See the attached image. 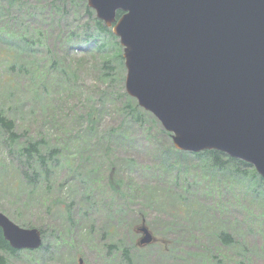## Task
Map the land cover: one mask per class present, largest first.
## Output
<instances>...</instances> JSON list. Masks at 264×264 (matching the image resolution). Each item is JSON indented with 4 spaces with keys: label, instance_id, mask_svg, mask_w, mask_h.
<instances>
[{
    "label": "rangeland",
    "instance_id": "rangeland-1",
    "mask_svg": "<svg viewBox=\"0 0 264 264\" xmlns=\"http://www.w3.org/2000/svg\"><path fill=\"white\" fill-rule=\"evenodd\" d=\"M2 1L11 10L7 12L8 5L0 2V13L6 14L0 17H17L19 31L34 29L52 41L56 24L37 21L52 10L51 0ZM77 5L71 10V25L68 21L71 30L86 17L82 0ZM16 43L12 57L26 66L21 74L2 59L7 55L0 38V109L15 120L19 143L42 138L59 151L54 171L33 188L19 174L21 165L9 152L0 127V210L19 225L36 226L46 235L44 245L32 251L1 250L8 264H79L78 259L82 264H125L120 252L109 251L111 243L130 247L133 264H264V217L259 206H251L242 195V183L225 188L221 196L212 193L210 184L198 186V193H189L180 207L168 194L151 199L154 185L183 196L186 192L163 182L159 150L172 139L160 121L148 111L141 124L126 118L125 67L121 68L122 85L111 83L101 78L100 64L89 54L69 50L63 61L66 75L43 77L41 62L18 53L22 44ZM75 66L77 80L72 75ZM40 72L43 83L38 81ZM67 75L72 80L64 81ZM89 113L94 116L93 125ZM111 168L125 184H139L141 190L126 188V196L117 195L110 203L98 184L105 186ZM162 202L165 210H161ZM143 224L156 240L139 245L137 228ZM170 224L174 229L164 230ZM221 228L237 235V243H223L217 235Z\"/></svg>",
    "mask_w": 264,
    "mask_h": 264
},
{
    "label": "water",
    "instance_id": "water-1",
    "mask_svg": "<svg viewBox=\"0 0 264 264\" xmlns=\"http://www.w3.org/2000/svg\"><path fill=\"white\" fill-rule=\"evenodd\" d=\"M87 5L123 47L126 93L170 132L176 149H215L264 178V0ZM0 228L16 249L42 245L37 227L19 226L1 210ZM137 229L139 245L154 240L146 225Z\"/></svg>",
    "mask_w": 264,
    "mask_h": 264
},
{
    "label": "trees",
    "instance_id": "trees-1",
    "mask_svg": "<svg viewBox=\"0 0 264 264\" xmlns=\"http://www.w3.org/2000/svg\"><path fill=\"white\" fill-rule=\"evenodd\" d=\"M0 2L1 5L7 4L8 8L6 11L10 12L11 5L2 0ZM82 2L86 17L73 30L70 27L72 19L71 10H75L78 7L77 0L75 3L74 0H51L49 2L52 10L45 12L41 17L37 18V21L42 20L45 22V25L56 24L57 32L52 41H48L46 36L41 37L43 34L40 31L37 32V35L34 29L25 32L19 31L15 23L17 22V17H0V38L4 44L1 50H6L4 53L7 55L6 57H2V59L8 61V68L10 70L15 69L16 74H21L26 69L23 63H18V60L12 57L15 54L12 53L14 51V45H17L16 41L18 40L22 44V50H17V52L27 54L28 57L35 59L34 62H41L43 77L48 74L66 75L63 61L67 57L69 50H72V52L77 50L84 54H89L100 64L99 69L102 79L105 77L111 83L117 82L120 84L123 79L121 76V68L124 65L118 39L112 33L111 28L105 26L95 16L93 9L87 6L86 0H82ZM120 14L121 12L118 13V16ZM2 15L6 14L0 13V16ZM69 19L70 25L68 24ZM39 46L41 49H39ZM60 50L61 54L58 55ZM36 53L44 55H36ZM60 55L63 56L59 57ZM70 61L77 65L75 59L70 57ZM78 71L75 66V72L72 75L76 80L79 77ZM41 72L39 73L38 81L43 83L44 79L41 77ZM63 79L64 81L72 80L71 75H67V79ZM31 81L34 82L33 77ZM124 95L129 98L124 105L126 118L132 122L141 124L143 113L146 111L139 107L133 98L129 97L126 93ZM87 117L93 125L95 123L93 114L89 113ZM0 127L3 129L4 135H6L9 152L13 154L21 165L19 174L23 175L26 182L28 181L29 183H27L34 188L41 179H48L58 164V146L49 147L42 138L26 140L25 143H19L18 138L21 137V133L15 130V120L8 117L1 109ZM167 135L170 137L169 133ZM159 152L161 169H163V177H165L163 182L168 186L174 185L183 188L186 195L183 196L182 193H176L170 189L169 192L163 189L159 190L154 185L150 190L151 199H160L164 194H168L174 203H177V207H180L184 205V199L186 196L189 197V193H198V186L210 184L213 189L212 193L221 196L225 188L230 187L234 189L239 182L244 186L242 195L250 201L251 206L258 205L260 213L264 217V178L250 164L240 159L229 157L225 153L215 149L199 152L177 150L173 147L170 138L167 145L159 150ZM132 163L133 161L127 164ZM125 183L123 178L115 175L114 168H111L106 177L105 186L100 183L98 184L103 189L100 194L107 195L108 200L112 203L115 201L117 195L126 196L124 191L126 188L129 190V187L134 186L138 190H141L139 184ZM33 188H31V191H33ZM203 190L209 192L210 188L205 187ZM217 206L220 207L221 205ZM161 207V210H165L166 205L164 202H162ZM21 225L27 226L24 222ZM170 229H174L173 224L164 227V230ZM40 231L43 237L46 238L44 230L40 228ZM103 235L105 236V234ZM217 235L227 246H232L237 243V235H234L229 229L221 228ZM108 248L109 251L116 249L120 252L123 263L133 264L130 247L111 243L108 244ZM245 249L246 246H243V250ZM1 250L9 251L10 253L17 251L5 240L0 228V264H8Z\"/></svg>",
    "mask_w": 264,
    "mask_h": 264
},
{
    "label": "bare ground",
    "instance_id": "bare-ground-1",
    "mask_svg": "<svg viewBox=\"0 0 264 264\" xmlns=\"http://www.w3.org/2000/svg\"><path fill=\"white\" fill-rule=\"evenodd\" d=\"M10 245V244H9ZM11 246V245H10ZM12 247V246H11ZM13 249H15V250H18V249H16V248H14V247H12Z\"/></svg>",
    "mask_w": 264,
    "mask_h": 264
},
{
    "label": "flooded vegetation",
    "instance_id": "flooded-vegetation-1",
    "mask_svg": "<svg viewBox=\"0 0 264 264\" xmlns=\"http://www.w3.org/2000/svg\"><path fill=\"white\" fill-rule=\"evenodd\" d=\"M78 263H79V260H78ZM79 264H81V263H79Z\"/></svg>",
    "mask_w": 264,
    "mask_h": 264
}]
</instances>
